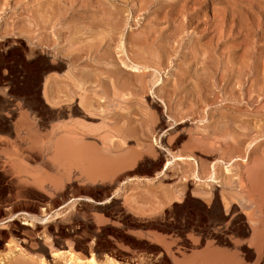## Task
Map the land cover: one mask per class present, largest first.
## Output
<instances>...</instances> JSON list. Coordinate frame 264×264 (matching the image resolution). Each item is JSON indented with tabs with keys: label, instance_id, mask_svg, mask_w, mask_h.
<instances>
[{
	"label": "rangeland",
	"instance_id": "obj_1",
	"mask_svg": "<svg viewBox=\"0 0 264 264\" xmlns=\"http://www.w3.org/2000/svg\"><path fill=\"white\" fill-rule=\"evenodd\" d=\"M0 131V264H264V0H0Z\"/></svg>",
	"mask_w": 264,
	"mask_h": 264
},
{
	"label": "bare ground",
	"instance_id": "obj_2",
	"mask_svg": "<svg viewBox=\"0 0 264 264\" xmlns=\"http://www.w3.org/2000/svg\"><path fill=\"white\" fill-rule=\"evenodd\" d=\"M136 56V55H135ZM131 58H133V57H131ZM140 58V57H139ZM135 59V58H134ZM146 59V58H145ZM141 63V62H140ZM137 64V63H136ZM143 76V75H142ZM85 107V106H84ZM90 108H92V107H90ZM78 112V111H77ZM20 123V122H19ZM19 129V128H18ZM1 132V131H0ZM18 132H19V130H18ZM66 135V134H65ZM73 142V141H72ZM87 143V142H86ZM89 144V143H88ZM67 146V145H66ZM70 148V147H69ZM86 149V148H85ZM142 155V154H141ZM94 157H96V156H94ZM125 158V157H124ZM69 160V159H68ZM127 160H129V159H127ZM136 160V159H135ZM129 162V161H128ZM88 163V162H87ZM120 163H122V162H120ZM77 164V163H76ZM82 164V163H81ZM122 164H124V162L122 163ZM130 164V163H129ZM78 165V164H77ZM124 165H126V163L124 164ZM123 165V166H124ZM128 165V164H127ZM93 166V165H92ZM98 166V165H97ZM119 166V165H118ZM262 166V165H261ZM82 167V166H81ZM97 168V167H96ZM131 168V167H130ZM92 169V168H91ZM132 169V168H131ZM230 172V170H228V173ZM102 175V174H101ZM106 175V174H105ZM105 175H104V172H103V176H101V177H99L100 175L99 174H92V177L93 176H95V177H99V178H106L105 177ZM98 179V178H97ZM107 179V178H106ZM105 179V180H106ZM105 204H107V203H105V202H102V203H100V205H105ZM45 210V209H44ZM45 212H46V210H45ZM60 214L58 213V214H56V216H54L55 218L56 217H58ZM53 218V217H52ZM51 218V219H52ZM54 218V219H55ZM23 220L24 222H23V225H25V226H29V227H34L35 226V221H37L35 218H30L27 214H25V213H22V214H14V215H12V216H10L6 221L7 222H15L16 220ZM46 220H47V218H45ZM58 219V218H57ZM43 220V219H42ZM5 221V222H6ZM46 222V221H45ZM44 223V222H43ZM5 225V223H1L0 224V227L1 226H4ZM256 241V240H255ZM258 243L257 244H259V241H257ZM15 249V248H14ZM261 249V248H260ZM57 255H59V253H57L56 254V256ZM59 257H64V259L67 261V263L68 264H119L118 263V261H114L113 259H111V258H107V259H105V260H102V259H99V258H96V256L93 254V255H91V257L90 258H88V259H84L83 257H81V255H79V253L78 252H75L74 250H69L68 252H66V253H62L61 255H59ZM101 258V257H100ZM106 258V257H105ZM6 259V258H5ZM4 259H0V261H3ZM43 261V260H42ZM2 263V262H1ZM41 263H43V264H47L46 262H41ZM40 264V263H39Z\"/></svg>",
	"mask_w": 264,
	"mask_h": 264
},
{
	"label": "crops",
	"instance_id": "obj_3",
	"mask_svg": "<svg viewBox=\"0 0 264 264\" xmlns=\"http://www.w3.org/2000/svg\"><path fill=\"white\" fill-rule=\"evenodd\" d=\"M218 250L200 251L191 258L180 260L179 264H224Z\"/></svg>",
	"mask_w": 264,
	"mask_h": 264
}]
</instances>
